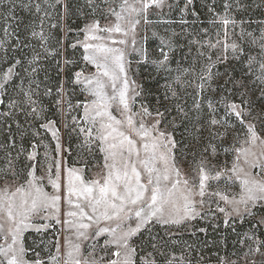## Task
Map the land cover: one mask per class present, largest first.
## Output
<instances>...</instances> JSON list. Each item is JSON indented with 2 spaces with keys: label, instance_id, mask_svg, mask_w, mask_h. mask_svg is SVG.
I'll list each match as a JSON object with an SVG mask.
<instances>
[{
  "label": "rangeland",
  "instance_id": "rangeland-1",
  "mask_svg": "<svg viewBox=\"0 0 264 264\" xmlns=\"http://www.w3.org/2000/svg\"><path fill=\"white\" fill-rule=\"evenodd\" d=\"M121 2L122 0H60L59 3L57 0H0V58L3 60L2 65L5 66L0 70V82L3 81V75L9 68L13 73L5 89H0V100L4 101L0 104V118L2 107L5 105V113L10 112L11 115H4L3 119L9 123L12 114L17 110L18 98L21 95L25 96V93H31L32 98L38 102L34 106L45 110L40 114L38 122H41V125L47 124L49 118L57 122L51 130L40 125V131L34 135L33 144L27 151L26 157L27 172L31 165H35L37 176L47 173L43 182L44 190L49 194L57 193L61 196L59 201L61 223L55 222L51 212L32 215L25 221L28 227L22 233L24 247L25 237L32 234L29 237L31 249L26 251V260L32 261L37 258L36 254H39L38 258L44 264H74L75 259H95L98 264H107L108 260L115 259L120 264L124 257L123 250L108 243L113 239L110 231L95 235L100 229L117 228L116 220L97 222L95 216L93 221H88L82 220L79 216L66 215L70 209L67 203L69 181L71 180L73 186L79 187L80 180L76 179L77 176L84 183L98 178V172L104 163V153L100 151L103 142L96 139L99 125L93 126L90 121L83 119L84 105L91 107L90 101L94 99L86 90H82L83 85H74L75 91L72 95L73 104L80 105L72 111L76 124L71 127L75 130L69 131L65 128L64 125L69 123V120H65L57 112L54 104L57 83L62 79L57 74L58 61L62 65L65 58L72 59L76 62L73 65L74 71L83 70L85 76H91L97 70L94 65L83 59L86 54L84 43H106L108 46L122 48L128 61L125 67L129 79L128 96L132 113L140 111L142 106L148 107L150 111L157 107L164 111L165 106L169 109L165 116L172 123H165L162 127L168 128L176 141L172 151L179 162L182 179L187 178L190 184L200 159L199 145L194 138L193 125L196 124L198 115L194 104L200 103L203 106L206 100L211 99L216 105L224 95H227L230 102L239 103L240 90L234 89L225 81L229 77L235 81L243 78L250 84L253 79L249 73L247 57L256 56L257 50L248 42L246 34L250 32L259 36L264 32V0H193L191 5H187V0H164L162 5H151L137 17L140 23L136 26L135 33L130 32L128 36L112 33L110 39L106 34L98 33L106 39L104 41L86 39L88 34L85 28L92 21H99L102 27L111 26L116 22L115 17L109 13V6L119 12ZM65 4L69 8L67 16L64 14ZM226 4L229 5L228 8H225ZM33 6L35 11L30 10ZM222 16L230 21L234 20L235 24L229 23L224 26L220 22ZM225 27L228 32L226 43L239 45L243 48V52L234 54L230 48L224 52L222 44H217L215 48L210 47V44H216L217 40L225 41ZM41 31L44 33L46 43L38 36L32 35L33 32ZM242 32L245 34L243 38ZM133 36L135 48L132 46ZM113 40H127L128 43L112 44ZM162 40L170 43L173 49L168 52V71L158 70L156 65L151 63L152 60L161 58L159 49L164 47ZM72 44H76V47H71ZM141 48L148 53L147 62L139 53ZM45 49L56 54L48 55ZM165 51H168L167 47ZM37 54L39 60L30 63ZM209 56L211 60H208ZM221 56H227L222 63L218 61V57ZM17 60L20 61L19 64H16ZM256 67L253 65V70ZM33 68L36 69L35 72L32 71ZM209 69L213 76L212 89L215 91L205 84L204 92H200L197 86L204 83L201 77H207ZM17 76L20 83L14 88L13 81ZM177 77H179L178 82H176ZM169 85L178 93V98L164 99V93ZM117 86L121 87L119 83ZM47 88L53 89L52 95H45ZM137 92L139 95H136ZM168 95L171 96V92H168ZM258 96V90L248 93V98L257 107H264V100H259ZM13 101H16L15 106L9 107ZM177 105L188 112V119L179 113ZM26 106L29 107L25 99ZM216 107L219 113L217 118L223 117L224 106L216 105ZM112 111L113 115L119 118L115 104L112 106ZM207 111L204 107V113ZM57 128L59 132L54 136L53 131ZM79 128L91 129V137L80 132ZM58 144L59 148H57ZM33 151L36 156L34 160H30L28 156ZM221 157L231 159L230 156L224 157L223 154ZM69 170H74L71 176ZM189 172L192 175H189ZM49 178L59 183L58 192L49 182ZM217 186L223 188V181L218 185L213 182V187ZM14 191V187L10 188L9 195ZM239 191V181H236L231 186V193L235 195ZM19 196L18 193L16 198L18 199ZM71 199L74 204L79 202L75 195ZM205 199L208 202L203 208L197 206L201 214L195 219L168 225L153 221L146 228L141 229L132 238L131 243L133 246H138V253L141 248L153 251L151 245L155 244L160 251L175 254L177 257L183 255L192 260V264H195L201 256L205 258V264H217V253L237 261V264H246V262L250 264L251 261L264 264V257H261L260 253L253 254L257 246H260V252L264 253V243H262L264 226L256 225V220L259 215H264V211L258 213L256 217L226 216L225 213L216 210L217 206L212 198L205 197ZM220 207H224L222 202ZM71 210L78 211L75 208ZM85 211L90 210L85 209ZM3 215L4 213L0 211V217ZM130 215L131 219L122 223L121 227L117 228V233L121 229L136 227L138 220L131 213ZM66 220H72L74 224L91 223V228L79 229L85 232L88 238L78 236L77 229L64 223ZM145 232L147 234L143 236ZM69 240L72 242L71 245L68 243ZM9 243L11 238L5 240L4 233H0V246L7 247ZM77 244L80 246V252H74L73 257H69L68 252L72 250V245ZM118 250L121 251V256H113L112 253ZM245 253H248L247 257ZM157 259L159 260L160 257Z\"/></svg>",
  "mask_w": 264,
  "mask_h": 264
},
{
  "label": "snow or ice",
  "instance_id": "snow-or-ice-1",
  "mask_svg": "<svg viewBox=\"0 0 264 264\" xmlns=\"http://www.w3.org/2000/svg\"><path fill=\"white\" fill-rule=\"evenodd\" d=\"M59 2L60 0H57V3ZM163 2L164 0H133V2L122 0L119 12L109 6V13L115 17L116 22L111 26L102 27L99 21H92L86 25L85 30L88 34L86 39L104 41L106 37L98 33L106 34L109 39L112 33H121L124 36H128L130 32L135 33L136 26L140 23L137 17L151 5L160 6ZM192 2L193 0H187V5H191ZM228 7L229 5L226 4L225 8ZM39 10V5H37V11ZM64 14L65 16L69 14L67 4L64 5ZM220 22L224 26L229 23L235 24L234 20L230 21L223 16L220 17ZM32 35L38 36L46 43L42 31L33 32ZM241 36L243 38L245 34L242 32ZM246 36L248 42L257 50L256 56L247 57L249 73L253 79L250 84L243 78L235 81L229 77L225 81L226 84L230 83L234 89L240 90L238 92L239 103L230 102L227 95L221 96L216 102V105L224 106V115L221 118H217L218 108L211 99L206 100L203 106L200 103L194 104L198 113L196 124L193 125L194 138L196 144L199 145L200 159L191 184L187 178L182 179L183 174L178 166L179 162L172 151L176 146V141L172 138L171 131L162 127L165 123H172L165 116L169 109L165 106L164 111H161L159 107L150 111L148 107L142 106L140 111L132 113L128 96L129 79L125 67L128 61L122 48L108 46L106 43H84L86 54L83 59L94 65L97 70L91 76H85L83 70L74 71L73 65L76 62L72 59L65 58L62 65L59 61L57 62V74L62 79L57 83L54 104L57 112L65 120H69V123H65V128L69 131L75 130L71 127L76 124L72 111L80 105L73 104L72 95L75 91L74 85H83L82 90H86L90 96L94 97L90 101L91 107L84 105L83 119L90 121L93 126L99 125L96 139L103 142L100 151L104 153V163L98 172V178L84 183L77 176L76 179L80 180L79 187L73 186L71 180L69 181L67 203L70 209L66 215L68 217L79 216L82 220L87 219L88 221H93L95 216L97 222L116 220L117 228L131 219L130 213L134 215L138 220L135 228L121 229L119 233H117V228H104L95 233L99 235L101 232H111L113 239L108 243L116 245L124 252L120 264H192V260L183 255L177 257L175 254L160 251L155 244L151 245L153 251L141 248L138 253V246H133L131 241L141 229L146 228L153 221L168 225L195 219L201 214L197 206L203 208L208 202L205 197L212 198L216 203V210L225 213L226 216L256 217L258 213L264 211V107H257L248 98L250 91L258 90V99L264 100V32L259 36L249 32ZM224 37L225 41L217 40L216 44H210V47L215 48L217 44H222L224 52H227L229 48L234 54L243 52V48L239 45L226 43L228 38L226 27ZM127 43V40L112 41V44ZM161 43L164 45L159 49L161 58L152 60L151 63L156 65L158 70L168 71V52L173 49L167 41L162 40ZM132 46L135 48L134 36ZM71 47L75 48L76 44H72ZM165 47L168 51H165ZM45 51L48 55L56 54L48 52L47 49ZM139 53L147 62V51L141 48ZM226 59L227 56L218 57L221 63ZM38 60L39 54L34 56L30 63ZM208 60H211L210 56ZM19 63L20 61L17 60L16 64ZM253 65L257 66L255 70H253ZM35 70V68L32 69L33 72ZM12 74L11 68L4 73L0 89H5ZM212 79L213 76L209 69L208 76L201 77L204 83L197 86L199 91L204 92L205 84L212 89ZM178 81L179 77L176 78V82ZM118 83L121 87L117 86ZM212 90L215 91V89ZM168 92H171V96ZM52 94V88L45 90V95ZM136 95H139V92ZM25 97L30 112L39 117L45 110L34 106L38 102L32 98L31 93H25ZM172 98H178V93L169 85L164 93V99L171 100ZM2 103L4 101L0 100V104ZM15 104L16 101H13L9 107ZM113 104H115V111L119 118L113 115ZM204 107L208 110L206 113H204ZM177 109L185 119L189 118L188 112H185L182 107L177 105ZM3 115L10 116L11 113ZM56 123L55 120L49 118L47 124L41 126L51 130ZM237 125L240 127L238 128ZM79 131L91 137V129L79 128ZM58 132L57 128L53 131V135L57 136ZM85 143L87 144L88 141L86 140ZM2 147L14 148L15 142L9 137V144ZM221 154L224 157L230 156L231 159L222 158ZM35 156L36 153L33 151L28 158L34 160ZM11 164L12 162L9 161V171L0 176V182L4 185L0 188V211L4 213L0 217L2 220L0 233H4L5 240L11 238V243L7 247L0 246V264H44L38 258L39 254H36L37 258L32 261L25 259L27 250L23 246L22 233L28 227L25 221L32 215L51 212L55 217V222L61 223L59 219L61 196L57 193L49 194L44 190L43 182L47 173L37 176L35 165L30 166L29 171L23 177L24 182L21 183L20 174L11 170ZM50 171L51 169L48 170ZM73 171L69 170V176ZM189 175L192 173L189 172ZM221 181L224 184L223 188L213 187V182L218 185ZM236 181H239L240 191L233 195L231 186ZM49 182L58 192L59 183L51 181L50 178ZM13 187L15 191L9 195V189ZM18 193L20 196L17 199ZM73 195L76 196L78 203H73L71 199ZM221 202L224 207H220ZM71 208L78 211L71 210ZM85 209L90 211H85ZM64 223L75 227L78 236L88 238L85 232L79 229H89L92 227L91 223L74 224L72 220H66ZM256 225L264 226V215H259ZM68 243L72 244L70 240ZM74 252H80L78 244L72 245L68 256L73 257ZM255 253H260L261 257H264V253L260 252V246L254 249L253 254ZM112 255L120 257L121 251H115ZM244 255L247 257L248 253ZM157 257L160 259L158 260ZM74 264H98V262L95 259H75ZM107 264H118V261L110 259ZM195 264H205V258L201 256ZM217 264H237V261L217 253ZM250 264H256V262L251 261Z\"/></svg>",
  "mask_w": 264,
  "mask_h": 264
},
{
  "label": "trees",
  "instance_id": "trees-1",
  "mask_svg": "<svg viewBox=\"0 0 264 264\" xmlns=\"http://www.w3.org/2000/svg\"><path fill=\"white\" fill-rule=\"evenodd\" d=\"M30 10L35 11V7L33 6ZM2 61L3 60L0 58V70L5 68V66L2 65ZM19 83L20 81L17 76L13 81V87L18 86ZM25 99L26 98L24 95H21L18 98L19 102L17 105V110H15V112L12 114L11 121L9 123H6V121L3 119L5 105L2 107V116L0 118V176L5 175V173L9 171V161H11V170L20 174L21 183L24 182L23 177L26 175L28 168L26 153L29 149H31L34 135L40 131L41 125V122H38L39 117H37L36 114H32L30 112V107H25ZM9 125L11 127H9ZM9 137L14 140L15 147H2L9 144ZM0 186H3L2 182H0ZM146 234L147 232L143 233V236ZM30 235L32 234L27 235L24 241L27 251H30L31 249L29 242ZM166 249L167 251H170L169 248ZM196 255H198V252Z\"/></svg>",
  "mask_w": 264,
  "mask_h": 264
}]
</instances>
